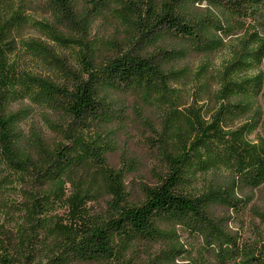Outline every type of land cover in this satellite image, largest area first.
Masks as SVG:
<instances>
[{"label":"trees","instance_id":"1","mask_svg":"<svg viewBox=\"0 0 264 264\" xmlns=\"http://www.w3.org/2000/svg\"><path fill=\"white\" fill-rule=\"evenodd\" d=\"M263 97L264 0H0V264H264Z\"/></svg>","mask_w":264,"mask_h":264},{"label":"rangeland","instance_id":"2","mask_svg":"<svg viewBox=\"0 0 264 264\" xmlns=\"http://www.w3.org/2000/svg\"><path fill=\"white\" fill-rule=\"evenodd\" d=\"M263 100H264V97H263ZM133 142H134V143H132V144H133V146L135 147L136 140H134ZM249 217H250V213L246 216L247 221L249 220ZM248 234H249V232L246 233V235H248Z\"/></svg>","mask_w":264,"mask_h":264}]
</instances>
